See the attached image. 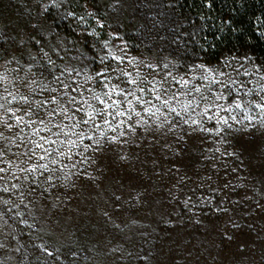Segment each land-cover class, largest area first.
Listing matches in <instances>:
<instances>
[{"label": "trees", "instance_id": "trees-1", "mask_svg": "<svg viewBox=\"0 0 264 264\" xmlns=\"http://www.w3.org/2000/svg\"><path fill=\"white\" fill-rule=\"evenodd\" d=\"M45 2L39 5L32 0H0V19H10L15 11L17 27L27 19L24 14L33 8L41 24H34L33 20L32 27L24 28L19 34L24 39L12 47L15 56L10 59L17 67L23 69L26 57L34 55L36 75L52 80L57 69L67 67L69 60L100 72L104 69V44L110 41L112 47V40L120 35L132 54L143 55L149 51L163 59L168 53L174 59L171 67L184 75L199 65L228 66L241 73L243 87L237 98L243 99L245 107L256 117L253 129L261 127L263 132L261 137L240 138L237 124L228 127L216 123L214 129H223L219 135L212 133L213 137L193 139L179 130L181 126L122 125L116 129L124 135L118 133L115 135L118 140L113 142L110 139L113 136L107 134L112 128L106 129L103 136L97 132L99 136L93 135L91 140L87 139L86 129L82 130L86 135L83 142L75 139L78 145L75 151L81 154L78 164L87 167V174H97L96 167L106 166L112 172L108 178L110 184L126 182L130 189L117 199L113 195L108 198L107 192L99 196L111 204L120 200L129 214L122 224L116 218L109 219L114 237L121 236L129 243L135 233L148 232L144 225V229L138 227L135 217L130 216L161 204L168 211L170 202L187 211L196 204L206 209L212 199L227 203L233 197L243 202L257 200L256 205H264V126H261L264 112L255 107V102H264L261 100L264 97V0H143V4H136L134 0ZM11 24L0 23V50L6 48L7 41L13 42L6 35L11 33ZM114 61L110 58V62ZM170 71L164 73L172 74ZM106 75L111 79L119 77L115 70L107 71ZM91 83L86 87L92 89ZM247 89H251V93H247ZM100 128L104 129V125ZM153 131L157 134L149 135ZM85 145L91 147L85 150ZM53 152L45 160L38 159L44 153L36 152L30 164L47 163V170L38 168L36 173L20 174L17 179L16 193L25 201L18 203L22 209L28 210L27 194L34 192L41 196L76 180L73 178L76 174L71 173L70 157L60 158ZM71 157L76 158L74 153ZM52 159H59V163L52 164ZM191 165L200 170L191 173L188 170ZM98 213L108 215L105 208ZM9 217L24 232L38 230L32 215L22 216L10 211ZM149 237L143 238V245L148 243ZM35 245L42 253L44 264H94L90 261V250L96 245L92 237H75L61 246L46 239ZM23 248L28 256L26 262L35 263L30 259L27 245L23 244Z\"/></svg>", "mask_w": 264, "mask_h": 264}, {"label": "rangeland", "instance_id": "rangeland-1", "mask_svg": "<svg viewBox=\"0 0 264 264\" xmlns=\"http://www.w3.org/2000/svg\"><path fill=\"white\" fill-rule=\"evenodd\" d=\"M45 1L47 0H32L33 3L39 5L42 2L46 3ZM134 1L136 4H143V0ZM30 12L33 14H30ZM16 13L13 11L10 14L12 15L10 19L8 17L0 19L1 25L4 22L14 24V26L11 24V33L6 34L7 38L13 39V42L7 41L6 48L0 50V74L7 78L0 83V95L8 96V92H12L17 96L21 94L29 95L30 100H44L53 95L60 97L64 91H67L71 95L76 96L77 101H80L81 96L84 98L90 97V93L87 91L90 87H86L90 81L94 85L92 88L93 92L102 93L103 90H106L102 89L101 85L107 81H103L102 77L96 76L97 71L95 69L76 65L74 60L67 61V67L58 68L56 77L53 80L46 78V76L36 75L37 67L33 63L34 55L26 57V65L23 69L19 66L17 67L10 59L15 56V50H12V47L18 46L24 39V36L20 37L19 34L24 28H31L33 20L34 24H41L38 15L34 16V9L31 8L29 13L24 14L27 19H24L21 25L17 24V28L15 27V21L18 18ZM112 41V47H110L109 41L105 49H102L103 68L109 69L110 66H114L113 69L111 67L107 71L115 70L119 76V81L116 78L111 79V84L120 83L121 87L135 88L137 86L122 82L125 78L120 76V69L132 72L133 78H136V72L138 71L144 78L138 87L145 88V92L140 93L137 91L136 95L141 96L145 101H151L149 105L135 104V111L141 113L140 117H137L134 113H130V119L127 116L117 117L116 120L108 117L109 120H112L113 126L121 119L126 120L127 125L136 127L140 125H148L150 127L169 125L179 128L178 126H181L182 128H179V130H182L189 137L201 139L205 136L213 137V135L209 132L199 131L200 125L191 124L190 121L192 119L200 120L204 128L214 129L219 116H226L229 118V125L237 124L240 127L238 133L240 138L261 137L263 134L262 130H260L261 127H258V130L253 129L256 117L246 107L232 112L221 111L212 120H207L206 117L199 115L206 106L205 102L201 100V96H206L211 101L214 98V94L221 92L224 83H227L228 87L223 88V94L229 98L227 102L219 101L220 103H224L227 107L234 99L243 101V99L237 98V94L240 92L235 91L240 89V85L243 82L241 73L230 70L228 66H205L206 68H212L217 73L216 79L221 81L220 84H210V81L200 78L205 73L199 67L189 74L178 73L174 67H171L174 59L168 53L165 54L163 59H159L149 51L143 55H135L128 51L120 35L114 37ZM10 44H12L11 48H9ZM34 52L36 55L38 54L33 50ZM114 55L123 56L124 60L110 62V58H113ZM165 70H171L172 74L164 73ZM219 72H224L225 75L220 76ZM89 76L94 77L92 79L94 81L87 80L86 78ZM181 78L188 80L189 83L182 86ZM232 81H235V83H232ZM155 82H160L157 84L159 90L153 92L151 89ZM63 84H68L70 87L64 89ZM45 86L47 87L45 88ZM197 87L200 88V92L194 90ZM5 88H7V91L4 90ZM53 88L57 89V91L50 92L48 90ZM30 89L35 91L30 92ZM165 89H167L166 92ZM230 90L231 95H229ZM157 95L161 97L160 100H156L155 97ZM8 99L11 100V97L9 96ZM63 99L66 100L67 97ZM112 99H122V97L114 95ZM128 99H132V97L130 96ZM165 99L170 101L169 106L162 103ZM189 102H192V105L187 111H184L183 105ZM4 103L14 109L20 107L16 101H13L11 105H8L7 101H4ZM91 103L97 108H103V105L96 101H91ZM153 105L159 108L160 112L156 113V115H149V113L144 112L145 106L151 107ZM53 107L56 106L47 105L46 111ZM84 107L86 108L87 106L85 105ZM126 107V105H122L121 110ZM170 107L175 108V111L171 112L169 110ZM75 108L80 109L81 104L77 103ZM109 111H112V109H109ZM213 112H215V109L210 111L208 115H213ZM0 114H2V110H0ZM20 114L19 112L17 113V115ZM5 115L6 118L10 117V114ZM40 115L43 116L44 113L41 111ZM246 115H250L255 119L252 121L246 120L244 119ZM83 116V110L76 112L77 119ZM233 116L235 119L231 118ZM34 118L38 119V117ZM137 121L140 122L137 123ZM185 121H189V123H185ZM9 122L15 124L12 119H9ZM61 122L64 124L69 123V121L64 120L59 115L52 121L53 124H60ZM95 123L103 124L100 117L97 118ZM36 126L32 125L33 128ZM20 127L24 128V132L20 134L27 139L31 129L24 127V125ZM90 128L92 130L88 131ZM110 128L104 125V129L96 130L92 127L91 122L89 125H80V131L86 129L87 136H99L97 132L106 133V129ZM3 131L6 136L12 137L16 142L9 144L5 155V159L12 164V169L0 174L4 176L3 181H0V189H8L7 192L0 191V213H2L0 215V264H44V258L38 247H36V242L46 239L61 246L65 243H70L75 237L93 238L96 245L91 249L92 251L90 250V261L94 262V264H264V205H256L257 200L243 202L233 197L227 203H221L216 199H212L210 204L206 205V209L196 204L193 209L191 208L188 211L181 209V205L174 207L175 203L173 204V202H170L168 211L164 210L165 207L162 204L157 205V208L153 207L150 210L145 209L141 212L137 211L130 216L135 217L133 218L138 227L142 228L145 226L148 232L135 233L136 235L133 236L132 241L130 240L129 243H126L121 236L114 237L111 233L112 225L108 224H111L110 221L115 218L119 224H122L128 220L129 214L120 200H116L117 203L111 204L109 200L102 201L99 196L102 192H107L108 198L113 195L117 199L122 194H128L130 191L129 186L126 182L124 184L121 182L110 184L108 178L112 172L106 166L96 167L97 174H87V167L78 164L77 159L81 155L75 151L78 145L72 149V153L76 157L75 160L72 159V155L70 156L72 163L71 173L76 174L77 177L73 175L76 180L65 184L69 188L64 185L62 188L58 187V189H54L55 191H49L41 196L34 192L27 194L28 210L22 209L19 204L25 201L22 197L19 198L16 193V187H13V185H17V179L20 174L24 175L25 173H21L16 165L20 163V160H23L24 163L20 166L30 167L32 160L29 161L19 154L27 151L32 146L22 144L17 139L16 134L19 131L17 127L14 126L11 130L5 128ZM57 131H59L58 128H52V132ZM83 132L85 135V131ZM118 133L117 129L111 132L107 131V134L112 136ZM156 134L153 131L149 135ZM39 135L57 141L65 140L63 135L56 137L43 131ZM71 138L76 139L77 137L73 136ZM32 139L35 140L38 137L33 136ZM4 143L9 142L4 141ZM45 147L49 149L59 147L61 151H67L59 143L56 145L46 144ZM36 152L43 154L40 149H36ZM14 153L16 155H13ZM54 153L57 152L54 151ZM86 159L87 156L84 157V160ZM188 170L195 174L200 169L191 165ZM82 177H87L90 180L88 181L89 183L85 182ZM2 201H8V203L5 204ZM104 208L107 210L108 215H100L98 213V210H103ZM10 211L12 213L19 212L22 216H26V214L34 216L38 230L24 232V230L17 228L9 217ZM96 226L98 227L96 228ZM29 236L33 237L35 241ZM147 236H150L148 243L143 245V238L146 239ZM23 244L27 245L28 251L31 253L30 259L34 260L35 263L26 262L28 256Z\"/></svg>", "mask_w": 264, "mask_h": 264}, {"label": "snow or ice", "instance_id": "snow-or-ice-1", "mask_svg": "<svg viewBox=\"0 0 264 264\" xmlns=\"http://www.w3.org/2000/svg\"><path fill=\"white\" fill-rule=\"evenodd\" d=\"M53 3H55V0H53ZM105 46H107V42L105 43ZM113 58L117 61H123V56H113ZM167 67V65H165ZM203 70L205 73L200 78L203 80H208L211 83L220 84L221 81L216 79L217 73L213 71L212 68H206L204 65L197 66ZM68 71V70H66ZM107 69L101 70L100 72L96 73V76H100L103 78V81H107L106 83H102L101 87L103 90L102 93H95L92 89H87V91L90 93L89 98H84L81 96L80 101H77L76 96L71 95V93L64 91L60 97L53 95L50 96L48 99L44 100H35V99H29V95L21 94L19 96L14 95L12 92H8V96H2L0 95V110H2V114H0V174H4L12 169V164L9 163L8 160L5 159L6 155V149L9 148L10 143H15L16 141L10 137L6 136L3 129L11 130L14 126L19 129L18 133L16 134L17 139L21 141L22 144L31 145L32 147L28 148L27 151L21 152L19 155L27 158L29 161H31L36 156V149L42 150L44 155L39 156V160H45L47 156H51L52 151H55L58 153V156L60 158H63L64 156H71L72 155V149L77 147V140L72 139L71 137L75 136L78 138V140L82 143L83 139L85 138L84 132L77 131V129L80 128V125H89L91 122V125L96 130L100 129V124L95 123L97 118L100 117L102 119V123L106 126H109L112 128L113 131H115L116 127H120L122 125H127L126 120H119L116 125L113 126L112 120H116L117 117H125L127 116L129 119L131 118L130 113H134L137 117L141 116V113L138 111H135V104H143V105H149L151 104V101H145L141 96L136 95V92L144 93L145 88L138 87L139 83L144 79L141 74L137 71L136 72V78H133V73L126 71L125 69H120V76H123L125 79L122 81L124 84L137 86L135 88H124L121 87L120 83L111 84V77L106 75ZM169 75H171L169 73ZM220 76H224V72H219ZM7 78L6 76L0 74V83L5 81ZM59 79V78H57ZM87 80H92L94 77H87ZM116 79L119 81V77H116ZM173 79H175L173 77ZM264 79V77H262ZM160 82L153 83L152 91L156 92L159 89L157 88V84ZM189 83L188 80H184L181 78V84L187 85ZM232 83H235V81H232ZM111 85V86H110ZM47 86H45L46 88ZM70 85L63 84L64 89H68ZM228 84L224 83L223 88H227ZM243 87V85H241ZM223 88L220 93L214 94V98L209 101L208 97L201 96V100H203L206 104V106L203 108L202 112L199 113L200 116L206 117L207 120H212L216 116L219 115L221 111L224 112H232L237 109H244V102L241 100L234 99L230 104L225 106L224 103H220L219 101H228V96L223 94ZM7 91V88L4 89ZM50 92H56L57 89H48ZM196 92H200V88L197 87L194 89ZM34 89H30V92H34ZM167 89H165V92ZM235 91H239V89H236ZM251 89H247V93H251ZM116 97H122V99H112L113 96ZM229 95H231V90L229 91ZM11 97V100L8 99V97ZM132 97V99H128V97ZM67 97L66 100L63 98ZM103 97V98H102ZM156 100H160L161 97L157 95ZM261 100L264 101V97H261ZM4 101H7L8 105H11L13 101H16L20 107L12 108L6 106ZM63 101V102H62ZM91 101H96L100 105H103V108H97L94 106ZM110 101V102H109ZM77 103L81 104L80 109H76L75 105ZM162 103L166 106L170 105V101L165 99L162 101ZM47 105H55L56 107L51 108L50 110L44 111L45 106ZM87 106L86 108L84 106ZM126 105L127 107L124 110H121V106ZM192 105V102H189L188 104L183 105L184 111H187L188 108ZM198 106V105H197ZM255 107L257 109H260L262 112H264V102H255ZM109 109H112V111H109ZM215 109V112H213V115H208L210 111ZM83 110L84 116L77 119L76 112ZM144 112L149 113V115H156V113L160 112L159 108H156L154 105L149 107H144ZM171 112L175 111V108H169ZM247 111V109H245ZM41 111H44V115L41 116ZM21 113L20 115H17V113ZM5 114H10V117L6 118ZM162 114V113H161ZM62 116L64 120L69 121L68 124H64L61 122L60 124H53L52 121L56 116ZM27 117V119H26ZM38 117V119L34 118ZM108 117H112V120H109ZM158 118V117H157ZM232 119H235V117H231ZM9 119H12L15 121V124L9 122ZM228 117L226 116H219V119H217V123H223L224 125L231 127V125L228 124ZM244 119L252 121L255 119L254 117L250 115H246ZM74 121V122H73ZM140 121H137L139 123ZM191 124L193 125H200L199 131L209 132V133H215L216 135H219L223 129L222 128H216V129H207L202 126V123L200 120L192 119ZM185 123H189V121H185ZM21 125H24V127L30 128V134L28 135V138L25 139L24 135H21L20 133L24 132V128L20 127ZM32 125H37L36 127H32ZM51 125V126H50ZM261 126H264V121H261ZM56 127L59 129L57 132H52V128ZM130 127V126H129ZM255 127V125H253ZM67 129V131H65ZM43 132L50 133L52 136L59 137L61 135L67 137L66 140H52L49 139L46 136L39 135ZM104 135V132H101V136ZM124 132L121 131L119 133V136H123ZM33 136L38 137V139H32ZM87 139L91 140L92 136H87ZM113 142H116L118 140L117 136H113L110 138ZM4 141H8L9 143H4ZM59 143L60 145H63L67 151H61L59 147L52 149L50 151L49 148L45 147L46 144L49 145H56ZM95 143H99V140L95 141ZM85 150H87L88 147H91V145H85ZM219 151V149H216ZM13 155H16L15 153ZM229 155H235L234 153H229ZM19 159V157H17ZM24 161L20 160V163L16 165L17 169L21 173H29L34 174L36 173L37 169H48L47 163H33L30 167H21L20 165L23 164ZM52 164H58L59 159H52ZM4 176L0 175V181H3ZM25 179H27V176H25ZM47 179H51V177H48ZM13 187H19V185H13ZM0 191L7 192V188L0 189ZM3 203L7 204L8 201H2ZM187 203V201L185 202ZM2 215V213H0Z\"/></svg>", "mask_w": 264, "mask_h": 264}]
</instances>
